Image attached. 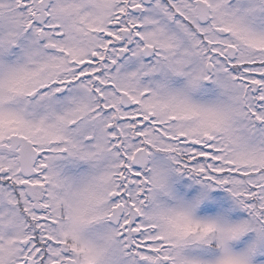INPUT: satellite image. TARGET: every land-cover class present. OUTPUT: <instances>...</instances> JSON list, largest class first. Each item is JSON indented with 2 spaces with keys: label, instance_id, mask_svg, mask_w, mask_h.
<instances>
[{
  "label": "snow or ice",
  "instance_id": "snow-or-ice-1",
  "mask_svg": "<svg viewBox=\"0 0 264 264\" xmlns=\"http://www.w3.org/2000/svg\"><path fill=\"white\" fill-rule=\"evenodd\" d=\"M0 264H264V0H0Z\"/></svg>",
  "mask_w": 264,
  "mask_h": 264
}]
</instances>
